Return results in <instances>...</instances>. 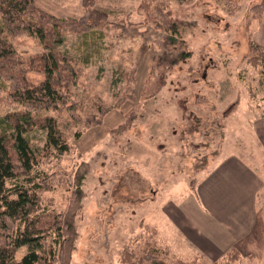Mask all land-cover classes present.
Returning <instances> with one entry per match:
<instances>
[{"label": "rangeland", "instance_id": "rangeland-1", "mask_svg": "<svg viewBox=\"0 0 264 264\" xmlns=\"http://www.w3.org/2000/svg\"><path fill=\"white\" fill-rule=\"evenodd\" d=\"M35 1L61 18L85 12L83 0ZM93 1L109 21L136 29L68 33L60 50L79 76L69 106L49 114L71 151L59 156L46 146L45 132L31 135L35 172L51 181L42 192L44 210L66 209L69 180L88 164L71 264H123L121 252L140 235L149 237V228L157 229L169 263L214 264L236 247L242 257L234 264H264V76L247 62L250 41H264V15L251 18L261 0H169L164 14L185 21L175 41L149 22L142 7L152 0ZM12 42L24 60L44 51L28 34ZM182 52L190 56L169 66L167 59ZM27 76L34 83L44 78L36 71ZM17 109L0 90V118ZM233 155L260 174L257 227L246 209L242 217L216 216L196 203L205 176ZM26 252L18 249L16 258Z\"/></svg>", "mask_w": 264, "mask_h": 264}, {"label": "trees", "instance_id": "trees-1", "mask_svg": "<svg viewBox=\"0 0 264 264\" xmlns=\"http://www.w3.org/2000/svg\"><path fill=\"white\" fill-rule=\"evenodd\" d=\"M168 1L152 0L142 9L147 11L149 22L170 32L167 40L175 41L174 35L185 21L164 14ZM83 5L81 17L61 18L40 8L35 0H0V90L8 91L10 101L20 107L0 118V264H71L77 238L75 220L85 196L88 164H81L69 180L71 194L66 209L60 213L44 210L42 192L50 188L51 181L35 172L38 162L31 135L35 130L45 132L46 146L59 156L71 151L59 120L49 114L69 104L70 90L79 76L70 58L60 50L68 33L89 34L101 27L120 33L136 29L131 24L109 21L108 12L98 10L93 0H83ZM251 13L252 22L261 20L264 0L253 5ZM22 34L35 38L44 51L27 60L21 58L12 39ZM250 53L248 64L261 67L264 76V41H250ZM189 56L190 52H182L167 63L172 67ZM33 71L44 75L41 82L28 78ZM149 231V237L140 235L121 252L123 264L169 263L170 252L158 243L157 229ZM24 247L27 252L18 260L16 251ZM241 257L240 250L233 247L227 251L226 261L214 264H234ZM171 260L169 264L197 263L196 259Z\"/></svg>", "mask_w": 264, "mask_h": 264}, {"label": "crops", "instance_id": "crops-1", "mask_svg": "<svg viewBox=\"0 0 264 264\" xmlns=\"http://www.w3.org/2000/svg\"><path fill=\"white\" fill-rule=\"evenodd\" d=\"M217 163L211 175H206L202 181L196 201L198 207L203 209L204 214H207L208 209L210 212L215 209L216 216L225 217L235 216V213L242 217V211L246 209V214L252 213L251 221L257 227L259 215L256 199L260 189H257L260 185V174H257L254 166L236 155L228 156ZM204 200L210 204L205 205Z\"/></svg>", "mask_w": 264, "mask_h": 264}]
</instances>
